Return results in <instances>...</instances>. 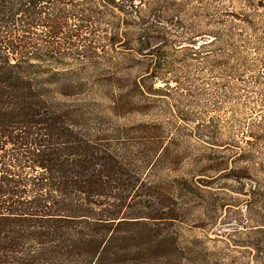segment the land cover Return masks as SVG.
<instances>
[{
  "label": "trees",
  "instance_id": "16d2710c",
  "mask_svg": "<svg viewBox=\"0 0 264 264\" xmlns=\"http://www.w3.org/2000/svg\"><path fill=\"white\" fill-rule=\"evenodd\" d=\"M154 2L0 0V264H185L166 222L192 196L187 180L160 177L172 155L157 123L118 122L150 112L133 102L141 83L179 82L149 50L176 25L158 26ZM93 28L112 31L115 52L135 34L150 62L130 77L106 55H69ZM202 37L187 47L216 39ZM105 87L108 105L94 101Z\"/></svg>",
  "mask_w": 264,
  "mask_h": 264
},
{
  "label": "rangeland",
  "instance_id": "374dc122",
  "mask_svg": "<svg viewBox=\"0 0 264 264\" xmlns=\"http://www.w3.org/2000/svg\"><path fill=\"white\" fill-rule=\"evenodd\" d=\"M152 8L161 29L170 27L168 19L176 25L160 49L149 50L171 63L168 73L179 82L155 94L148 93L149 80L141 83L146 92L137 89L133 102L150 112L134 110L118 122L157 123L161 145L172 155L160 177L187 180L192 196L180 218L166 222L174 242L184 246L185 264H264V0H155ZM111 34L105 28L82 32L66 51L106 55V64L137 75L136 67L152 55L139 54L131 32L121 35L115 52ZM198 34V45L216 39L187 47ZM105 89L109 94L94 101L111 102L117 91Z\"/></svg>",
  "mask_w": 264,
  "mask_h": 264
}]
</instances>
